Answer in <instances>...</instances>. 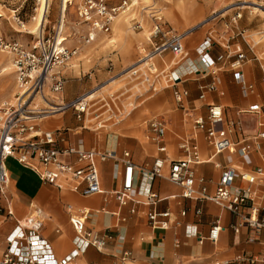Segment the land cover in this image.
<instances>
[{
    "label": "crops",
    "instance_id": "0c3cea01",
    "mask_svg": "<svg viewBox=\"0 0 264 264\" xmlns=\"http://www.w3.org/2000/svg\"><path fill=\"white\" fill-rule=\"evenodd\" d=\"M168 1L172 6L169 12L174 11L185 18L184 23H178L179 26L193 24L198 16L196 14L202 10V5L196 0H174L175 3L173 0ZM177 2H179L178 5ZM68 8L69 5L66 9ZM248 19L247 16L243 20L234 22L220 20L212 30L210 26L205 25L206 27L204 26L201 30L195 31L185 40L188 57L180 63H176L171 53L157 59L160 67L171 68L175 74L184 76V79L177 84L178 89L188 91V95L183 100V106L178 105L174 97V89L169 87L162 89L163 91L156 93L157 95L150 96L152 98L146 101L144 108L135 113V121L132 120L131 123H125V120L110 127L94 129L85 126L84 122L78 120L76 113L71 110L41 120L39 122L41 130L62 129L64 140L59 142L60 147L74 146L101 152L114 151L116 157L98 163L104 192L84 195L81 191L74 190L70 181L65 182L62 188L42 182L35 170L20 164L10 156L7 161L11 159L16 165L15 168H9L6 165L10 175L7 193L13 208V218L0 214V258L6 249V237L16 226V221L36 214L45 220L41 233L51 243L55 258L61 261L75 248V232L70 224V216L81 214L83 211L89 212L87 220L89 229L99 234H113L114 238L108 242L104 250L90 246L68 264H217L234 259L239 254L262 252L263 244L246 241L247 228L239 236L233 232L230 226L238 219L231 212L211 201L199 202L183 198V188L167 178L170 161L186 158L187 152L181 145L192 136L195 137L194 142L199 145L203 159L202 163L195 164L192 168L197 177L205 178L209 194H214L217 190L216 184L222 172L215 166L216 162L222 166L234 165L240 173L252 172L256 167L264 166L260 153H244L241 150L242 134L240 132L230 134L237 143L235 152L223 151L210 159L214 154L213 147L206 140L205 132L196 130L194 124V118L197 116L207 117L209 105L220 104L225 110L226 119L239 122L243 134H254L260 129L259 118L256 115H238L237 112L249 108L254 103H261L264 106V65L260 66L262 71L258 66L254 67L248 63L244 64L246 68L236 70L227 67L226 69L225 66L228 64L226 61H219V56L222 54L215 50L224 46L231 48L245 44V39L241 41L240 38H246L245 34L250 30L248 28L251 20ZM172 28L178 30L175 27ZM209 33L213 38L209 55L216 61L222 81L216 90L206 88L213 81V76L211 68L201 61L197 52L198 46ZM134 37L144 39L141 33L133 35L130 41L124 44L123 49L128 56L130 55L129 45L132 44ZM226 37L229 38L226 39ZM147 41L149 44V37ZM141 44L147 43L139 45ZM6 69L8 68L4 66L2 71ZM46 89L49 87L47 86ZM3 91H5L4 88ZM11 93L12 89L8 87L3 95L10 96ZM62 93V100L75 97L72 92ZM202 94L204 98H201ZM7 102H2L0 108ZM153 118L164 119L167 122L164 142L167 147L166 152H159L158 144L152 140L149 121ZM247 145L252 147V142L249 141ZM124 151H130L136 165L144 169H151L156 158L159 157L165 160V165L163 176L154 179H150L145 172L137 170L132 194L133 201L129 205L121 206L109 192L116 191L121 186L124 166L119 158ZM72 159L76 162L75 157ZM31 163L38 170L43 169L37 159L33 158ZM236 183L240 187L248 185L239 176ZM84 186L83 184L80 189ZM254 188L262 194L261 184L256 183ZM150 193L157 194L161 200L156 204H149L147 197ZM262 201L264 202V198ZM131 206L136 208L135 213H131ZM197 208H201L200 214H196ZM184 209L187 210L185 215L182 214ZM151 210H169L171 212L170 227L166 230L153 228L148 219V213ZM251 212L255 216H260L259 205H256ZM114 213L125 217L126 220L121 221L119 215ZM216 220L220 221L222 228L219 239L212 241L208 236ZM199 237H202L203 243L199 242ZM178 242L181 243L177 244ZM126 250L131 252V256L124 259L122 255Z\"/></svg>",
    "mask_w": 264,
    "mask_h": 264
},
{
    "label": "built area",
    "instance_id": "2783aa9c",
    "mask_svg": "<svg viewBox=\"0 0 264 264\" xmlns=\"http://www.w3.org/2000/svg\"><path fill=\"white\" fill-rule=\"evenodd\" d=\"M68 2L69 5L76 7L80 23L87 25L88 30L84 40L90 43L99 33L110 34L116 18L132 4L133 0H121L119 3H113L112 0H68ZM238 16L240 17L241 14ZM212 18L213 16L184 31L167 26L162 20L163 17L156 19L149 36L150 43L139 45L137 59L125 71L132 82L144 88L143 93L137 94L138 97L145 93H148L150 97L162 89L172 87L176 102L179 106H183V100L188 95V91L178 89L177 84L184 79V76L175 74L171 68L160 67L157 59L168 53L178 58L176 63L186 59L188 52L185 48V40ZM136 25L140 27V23ZM62 33L63 30L57 27L52 38L47 39V44L44 40L38 39L30 47L19 42L7 41L0 36V51L12 54L20 88L15 100L4 103L0 108V214H5L8 218H13V208L7 193L10 175L6 161L10 156L20 164L35 170L42 182L62 188L65 182L70 181L72 188L81 191L84 195L104 192L98 163L116 157L114 151L101 152L95 149H79L74 146L60 147L59 142L64 140L62 129L44 131L39 127L38 120L69 110L76 113V118L84 122L85 126L87 116H91V120H96L95 126L87 125V127L94 129L120 123L125 114L122 98L130 92V89L110 92L98 98H92V92L78 94L69 100L56 101L46 98L47 86L52 93L64 92L65 78L58 72V68L66 66L77 53V48L70 49L65 41L61 40ZM212 45L213 38L209 33L198 46L197 52L201 61L211 68L213 81L206 88L216 90L222 81L218 74L216 61L209 55ZM231 56L228 54V58ZM245 57V53L239 49L237 58L230 61V66L240 69ZM39 97L45 100L49 107H40ZM201 98H204V94ZM237 114L256 115L259 118L260 129L254 134H243L239 122L226 119L225 110L220 104L209 105L207 117L194 118L196 130L204 131L206 140L213 147L214 154L210 159L223 151L235 152L237 143L230 134L240 132L242 134L241 150L244 153H260L264 164V106L261 103H254L249 108L239 110ZM149 128L152 140L158 144L159 152H166L167 147L164 144L167 130L166 120L153 118L149 121ZM194 140L195 137L192 136L182 143L181 147L187 152V156L170 161L167 178L183 188V198L199 202L211 201L231 212L238 219L230 226L233 232L239 236L247 228L246 241L264 245V202L262 201L264 198V166H258L252 172L242 171L240 173L234 165L222 166L216 162L215 166L222 172L216 184L217 190L214 194H209L205 178L197 177L192 168L193 165L203 162L199 145ZM249 141L252 142V147L247 145ZM73 157L76 158V162L73 161ZM33 158L43 166L42 170L32 165ZM119 160L124 166L122 183L119 189L109 194L113 195L121 206L129 205L133 201L132 194L137 170L145 172L150 179L163 176L165 165L163 158H156L149 170L137 166L130 151H124ZM238 176L248 185L238 186L236 183ZM256 183L263 186L262 194L254 188ZM83 184L84 188L80 189ZM147 198L149 204H156L161 200L155 193H150ZM256 205H259L260 216H255L251 212ZM130 211L135 213L136 208L131 206ZM186 212L187 210L184 209L182 214L185 215ZM195 212L200 214L202 210L197 208ZM88 215L89 212L83 211L81 214L70 216V224L75 232V248L61 261L55 258L51 243L41 233L45 221L43 218L31 214L24 219L17 220L16 226L6 237V249L0 258V264H68L90 246L104 250L114 236L109 233L99 234L89 229L87 227ZM170 217L169 210H151L148 213L149 224L155 229H168L171 224ZM119 218L121 221L126 220L120 215ZM212 225L208 237L212 241H217L222 227L219 220ZM198 240L203 243L202 237ZM129 256L131 252L126 250L122 258L127 259ZM257 262L264 263V248L258 254L243 253L234 259L217 264H255Z\"/></svg>",
    "mask_w": 264,
    "mask_h": 264
},
{
    "label": "rangeland",
    "instance_id": "374dc122",
    "mask_svg": "<svg viewBox=\"0 0 264 264\" xmlns=\"http://www.w3.org/2000/svg\"><path fill=\"white\" fill-rule=\"evenodd\" d=\"M120 1L112 0L113 3H119ZM196 2L202 5V10L196 14L198 16L193 24L187 23L184 26H179L178 23H184L185 18L174 11L173 13L169 12L172 6L168 0H133L126 12L116 18L110 34H97L94 40L86 43L84 36L87 34L88 28L87 25L80 23L74 5L66 9L65 17H63L62 13L60 14L63 6L62 0L50 1L47 23L43 25L39 32H33L37 23L35 16L40 0H0V36L7 41L19 42L26 47H30L38 39L44 40L47 44V39L52 38L55 28L64 21L63 33L60 35V37L63 36L61 40L65 41L70 49L77 48V53L71 58L72 60L66 66L58 68V72L65 78L64 93L66 91L68 93L72 92L77 96L84 92H91L94 89L98 90L101 87L95 94V98H98V96L110 92L130 89V92L122 98V103L125 110L123 121L126 120L125 123H131L132 120L135 121V113L144 108L146 101L152 97H149L148 93L138 97L137 94L143 93L144 88L132 82L125 71L137 59V46L140 43L148 44L147 38L154 22H156V16H162V20L166 22L167 26L175 27L179 31L195 27L211 16L213 18L205 24L210 26L211 30L217 26L220 20L234 22L243 20L248 16V20H251V25L248 28L250 30L245 34L246 38L241 39V37L240 40L245 39L249 43L244 40L245 44L231 48L224 46L215 50L222 54L219 56V61H226V64H228L225 66L226 69L227 67L235 69L230 66V61L237 58L239 49L246 56L241 68H246L244 65L246 63L254 67L258 66L260 69V66L264 65V0H196ZM254 3H257L258 6ZM238 14H241V16L239 17ZM138 23L143 26L137 27L136 24ZM205 25H201L197 30H201ZM141 33H143L144 39L134 37L131 41L132 44L129 45L130 55H126L123 49L124 44L130 41L133 35ZM228 38L226 37V39ZM228 54L232 56L228 58ZM171 58L174 59L172 56ZM175 59L177 61L178 58ZM4 66L8 69L2 71ZM0 72L1 105L4 101L13 102L15 94L20 90L12 54L0 51ZM262 76L261 73V79ZM8 87L12 89V93L10 96H5L3 93L6 92ZM3 88L5 91H3ZM45 95L49 100L61 101L63 93L55 94L46 89ZM38 104L40 107H49V104L40 97L38 98ZM95 122L96 120H91V116H87L86 124L88 126H95ZM143 126L145 127V123H143ZM6 163L9 168H15L16 166L11 159Z\"/></svg>",
    "mask_w": 264,
    "mask_h": 264
},
{
    "label": "bare ground",
    "instance_id": "6f19581e",
    "mask_svg": "<svg viewBox=\"0 0 264 264\" xmlns=\"http://www.w3.org/2000/svg\"><path fill=\"white\" fill-rule=\"evenodd\" d=\"M52 0H40V5L38 7V11L37 14L35 16V21L37 22L35 24V30L33 32H39L40 29H42L43 25L45 23H47V13H48V8H49V2ZM64 0H62L63 3ZM174 1V0H173ZM175 3V1L173 2ZM179 2H177L176 4L178 5ZM192 4V3H191ZM255 5H257V3H254ZM69 5V2H67V0L64 1L63 6H62V15L63 17H65V12H66V7ZM71 6V5H69ZM258 6V5H257ZM191 8V7H190ZM256 8V7H255ZM127 10V8L122 12L125 13ZM189 10V9H188ZM121 13V14H122ZM159 17L162 16H156V19H158ZM64 21H62V24L60 26H58L59 28L62 29V27L64 26ZM146 32V31H145ZM146 34V33H145ZM99 90L94 89L92 92V98L95 97V94L98 92ZM99 97V96H98Z\"/></svg>",
    "mask_w": 264,
    "mask_h": 264
}]
</instances>
